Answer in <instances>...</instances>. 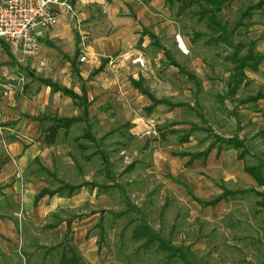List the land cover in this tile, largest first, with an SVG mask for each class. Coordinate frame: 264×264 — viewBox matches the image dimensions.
<instances>
[{"label":"rangeland","instance_id":"rangeland-1","mask_svg":"<svg viewBox=\"0 0 264 264\" xmlns=\"http://www.w3.org/2000/svg\"><path fill=\"white\" fill-rule=\"evenodd\" d=\"M257 1L233 0L219 13L237 54L263 57L256 70L244 69L237 87L228 82L232 47L195 11L178 14L176 4L149 25L127 13L122 58L113 48L96 59L83 45L70 57L59 45L35 56L0 48V264H42L41 246L61 240L68 220L67 234L87 264H179L137 251L131 229L143 222L189 248L199 264H264V184L245 170L258 166L264 175V5L249 8ZM155 24L156 40L141 34ZM104 27L107 37L118 30L114 22ZM72 29L80 40L78 24ZM6 50L12 57L5 64ZM136 56L145 67L132 63ZM43 78L92 97L95 142L76 122L45 143L48 122L34 118L79 116L82 106ZM132 79L161 102L148 110L151 99ZM62 183L81 186L34 201L42 187Z\"/></svg>","mask_w":264,"mask_h":264},{"label":"trees","instance_id":"trees-1","mask_svg":"<svg viewBox=\"0 0 264 264\" xmlns=\"http://www.w3.org/2000/svg\"><path fill=\"white\" fill-rule=\"evenodd\" d=\"M72 1V0H71ZM233 0H165L166 4L171 7V5H177V13L182 14L184 11L193 10L198 16L199 20H203L207 26L217 33L218 39L222 40L228 46L232 47L233 51L230 55V59L233 62L232 73L229 76V84L237 87L242 80V77L245 76L244 69L249 68L251 70H256L257 65L260 63L263 58L261 55H255L251 51L247 52L244 55H238V48L230 39V35L226 30L225 24L220 20L219 13L221 12L224 4H229ZM264 5V0H258L254 5L249 8H259ZM248 8L242 13V15L247 16L249 14ZM142 35H148L151 38L157 39L152 31L144 28ZM9 49L7 46H5ZM72 66L73 62L70 60ZM172 64L177 66L180 71L186 73L189 78L195 77L183 69L176 61L172 60ZM104 62L95 68L91 75H94L102 70ZM46 85L50 86L53 91H60L63 94L70 96L73 99H76L83 108L82 116H57V115H42L40 117H35L34 119L40 121H47L48 125L43 129V138L45 143L51 144L55 141V137L59 132V129H64V132L76 122H84V131L81 134L82 137L88 138L92 142H95V137L91 132V125H89V118L87 116L86 107L87 101L83 94H78L73 91L71 88H68L64 85H61L55 81H52L48 78L41 79ZM132 83L143 93L147 94L151 99L152 103L147 107L148 110H151L153 106L157 103H160L161 100L152 96L147 90L143 89L140 81L132 79ZM228 84V88L229 85ZM239 146V145H238ZM211 146H208L202 154H207ZM194 156V155H192ZM43 168V167H41ZM45 170V168H43ZM245 170L261 185L264 184V175L261 174V171L258 166H248L245 167ZM48 172V171H47ZM55 179L53 173H48ZM81 185H69L62 183L60 187L54 189H49L47 187H42L35 195L34 201H38L44 196H52L60 191L63 187H66L68 194H70L76 188H79ZM223 193L216 196L213 201L210 203H215L222 199L225 196ZM229 193V192H228ZM210 204L209 202H207ZM70 221H67V231L64 237L59 240L57 243H53L49 246H41V260L42 264H46L48 261L49 264H87L83 255L80 253L79 249L72 243V238L67 234L70 230ZM57 223H47L44 225L46 228H55ZM131 237L138 243L137 251H146V252H155L160 254L162 258L166 261H178L179 264H199L190 256L189 248L185 246H177L172 244L170 241L162 238L157 232H155L148 224L143 222L141 225L133 227L131 229ZM31 255V254H30ZM29 257V256H27ZM30 258H28L29 261Z\"/></svg>","mask_w":264,"mask_h":264},{"label":"crops","instance_id":"crops-1","mask_svg":"<svg viewBox=\"0 0 264 264\" xmlns=\"http://www.w3.org/2000/svg\"><path fill=\"white\" fill-rule=\"evenodd\" d=\"M166 6L167 4L165 0H69V2L65 1L63 4L56 5L54 7V10L57 15L56 23L49 28H40L37 30L39 31L38 39L40 42V51H42L43 53H49L50 51L48 49L52 48L48 47L49 44L53 45L54 48L55 46L59 45V49L61 51L66 52L69 56L74 52L76 46L80 47L81 45H83V48L85 47L86 50L84 52L88 54H95L96 59H99V57H106V53L109 54L112 51L111 49L113 48H116L115 51H119L118 56L122 58L121 56L125 55V52L127 51L126 42L128 41V39H126L125 36H127L126 34L130 32L124 26L128 24L131 12L135 14L136 18L138 19L144 18V25H149L151 24L150 20H156V18L157 20H160L161 14H166ZM127 13H129L130 15L127 16ZM111 22H114L115 27H117L118 30L112 33L110 37H107L106 34L100 35L104 33L101 32L100 29L105 28L104 26L106 23L110 25ZM76 23L78 24L79 32L81 33L80 40L78 38V41L75 37L76 33L72 29L76 25ZM143 28L147 27L143 26ZM158 28L159 27H157V24H155L152 29L150 27L147 29L151 30L152 32H157ZM131 29L133 30L131 31L132 35H134L133 32L136 29L133 27ZM134 38L135 36L133 37V39ZM84 39L87 40L84 41ZM129 40H131V38ZM109 42L110 45H108ZM112 43L114 46L112 45ZM7 47L11 49L9 46ZM10 57H12L10 51L6 50L2 54L1 61L5 63L7 62V59H11ZM85 57L87 61V55ZM33 59V62L37 60L36 58ZM70 60L71 59L68 58L67 61L70 63ZM107 63L108 60L106 58L104 59V66ZM134 65H136V67L138 68H141L137 64ZM80 74L81 76L86 75V73L83 71H80ZM83 95L85 97V94ZM91 98V96H88L86 98V112L88 118L90 116L89 108L93 104L91 102ZM88 104H90V106ZM88 123L90 125V121H88Z\"/></svg>","mask_w":264,"mask_h":264},{"label":"built area","instance_id":"built-area-1","mask_svg":"<svg viewBox=\"0 0 264 264\" xmlns=\"http://www.w3.org/2000/svg\"><path fill=\"white\" fill-rule=\"evenodd\" d=\"M66 0H2L0 2V48L9 46L24 55L35 56L40 50L38 29L49 28L56 23V5ZM80 61H86L81 55ZM141 68L146 62L140 56L131 59Z\"/></svg>","mask_w":264,"mask_h":264}]
</instances>
